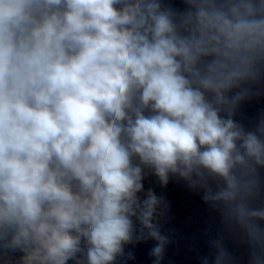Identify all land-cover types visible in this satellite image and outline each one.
Listing matches in <instances>:
<instances>
[{"label":"clouds","instance_id":"obj_1","mask_svg":"<svg viewBox=\"0 0 264 264\" xmlns=\"http://www.w3.org/2000/svg\"><path fill=\"white\" fill-rule=\"evenodd\" d=\"M182 2L0 0V264H117L149 239L160 264L145 170L203 190L264 264V117L235 119L264 94V0Z\"/></svg>","mask_w":264,"mask_h":264}]
</instances>
